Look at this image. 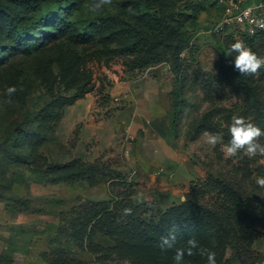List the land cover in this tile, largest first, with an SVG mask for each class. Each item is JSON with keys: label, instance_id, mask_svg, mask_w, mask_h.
I'll return each mask as SVG.
<instances>
[{"label": "rangeland", "instance_id": "374dc122", "mask_svg": "<svg viewBox=\"0 0 264 264\" xmlns=\"http://www.w3.org/2000/svg\"><path fill=\"white\" fill-rule=\"evenodd\" d=\"M256 1L251 0L253 5ZM172 2L189 4L196 15L186 26L193 36L179 54V70L168 51L144 64L145 51L122 50L124 42L113 31L123 29V23L137 30L146 24L145 9L134 0H112L100 11L90 9L92 0H76L69 5L76 9L72 19L86 26L99 16V31H91L85 44L66 36L64 42L56 40L32 54L16 49L17 38L8 34L0 12V264H100L99 256L109 264H128L116 255L119 242L114 234H84L87 216L111 207L117 208L112 211L115 222L136 216L157 222L167 209L186 200L195 183L216 185L198 198L205 205L220 204V185L264 202V188L255 183L264 176V156L240 152L229 157L223 150L233 115L260 127L264 115V69L246 75L249 84L244 87L224 52L240 40L264 56V38L252 42L241 24L221 23L224 0ZM0 7H8L7 0H1ZM42 30L38 36L45 40L51 31ZM9 43L14 47L7 49ZM75 56H80L81 65L62 78L60 65L71 57V62L77 60ZM177 78L182 101L175 114L172 90ZM148 83L154 86L148 98L155 96L157 103L142 99L138 104L153 108L154 116L166 113L162 118L170 121L167 132L161 119H134V94ZM11 85L16 92L9 96L6 89ZM78 89L85 90L81 97L63 102ZM159 132L165 133L164 160L174 165L152 160L158 154L153 140ZM217 133L223 140L210 144ZM28 161L49 167L56 182L12 186L9 175ZM125 207L131 211L125 212ZM113 216L104 220L108 229H114ZM202 244L207 262V251L215 252V244L224 250L228 243L212 234ZM250 252L264 260V238H255ZM133 253L144 258L153 254L142 250L140 241L134 242ZM221 253L216 254L220 263L230 256L228 245L224 256Z\"/></svg>", "mask_w": 264, "mask_h": 264}, {"label": "trees", "instance_id": "16d2710c", "mask_svg": "<svg viewBox=\"0 0 264 264\" xmlns=\"http://www.w3.org/2000/svg\"><path fill=\"white\" fill-rule=\"evenodd\" d=\"M134 1L145 9L143 15L146 24H142L137 30L134 26L122 22L124 28L113 31L114 37H120L124 42L122 50L127 54L145 51L144 64L155 62L157 56L168 51L174 68L179 70L182 66L179 54L189 44L193 36V32L187 30L186 26L196 21L194 12L189 11L190 5L183 3L176 5L172 0ZM7 2L8 7H0V12H2L4 22L8 27V34L15 35L17 38L16 49L22 48L31 54L43 50L56 40L64 42L66 36L69 40L74 39L73 41L78 44H85L90 40L89 33L91 31L98 32L103 24L102 18L95 16L88 21L86 26H79V23L72 19V14L76 9H69V5H74L76 0H7ZM45 27L50 28L51 32L44 31L48 35L45 36V40H41L38 31ZM244 34L252 42L264 38V31L254 35L245 32ZM6 47L11 49L14 46L9 43ZM155 49L157 53L154 54ZM75 57L77 60L71 62L74 58L71 57L69 62H63L64 65L63 63L60 65L62 78L66 72L74 68V65L76 68L81 65L80 56ZM238 80L244 87L249 84L247 76L240 75L239 72ZM84 92V89H78L75 94L66 96L63 102L73 101L81 97ZM172 93L175 100L174 112L177 114L182 101L178 78ZM46 110L47 108L42 109L41 114ZM260 122L261 128L264 129V115L260 118ZM172 124H174V120L171 121ZM261 139L264 143V136ZM9 180L12 186L29 181L42 185L56 182L50 168H45L35 161H28L24 169L11 172ZM220 186L222 190L220 189L219 199H222L221 197L223 199L219 205L209 206L198 200L205 192H209L212 188L215 189L216 185L213 186L212 182H205L201 186L195 183L186 196V200L167 209L157 222L153 219L147 221L146 218L140 216L130 218L127 222L118 218L119 220L117 219L115 222L112 211L117 212V208H100L85 219L87 228L84 234L87 237L100 231L114 234L117 239L116 244L119 242L114 247L116 255L126 258L123 261L127 260L128 264H176L173 260L176 250H187L190 247V241L193 240L197 242V247L192 249L190 255L187 251L185 252L183 264H207L204 260L206 248L202 243L205 237L212 234L218 236L219 242L227 241L228 243L223 248L224 250H221L223 247L221 244H215L216 254L223 251L221 256H224L227 245L231 251L228 258L221 263L219 259L217 264H264V260L255 257L254 253L250 252L254 239L264 238V202L257 196L243 197L229 187ZM125 209L127 208L125 207L123 210ZM108 216H113L115 223L112 226L115 230L105 226L104 220ZM169 233L175 234V242L171 248H162V237L168 236ZM136 241H140L142 250L153 252L152 258H144L142 255L141 258L139 254L133 253V245ZM98 262L109 264L100 256ZM117 264L121 263L117 262Z\"/></svg>", "mask_w": 264, "mask_h": 264}, {"label": "clouds", "instance_id": "9594fccd", "mask_svg": "<svg viewBox=\"0 0 264 264\" xmlns=\"http://www.w3.org/2000/svg\"><path fill=\"white\" fill-rule=\"evenodd\" d=\"M112 0H92L90 9L92 11H100L105 5H110ZM226 56L231 57L234 63V68L240 75L258 74L261 69H264V56H259L250 47L246 46L243 41L237 40L230 44ZM16 92V86L11 85L6 89V93L11 96ZM230 133L229 141L223 145V150L229 157H235L240 152H244L249 157L257 155L264 156V144L259 142L260 137L264 136V129L247 120L241 115H233L228 128ZM223 140V136L219 133L212 135L209 138L210 144H217ZM259 188H264V176H258L255 181ZM131 209H125V212H130ZM175 242V234L169 233L168 236L162 237L161 247L171 248ZM197 247L195 240L190 241V247L185 249H177L174 260L176 264H183L185 252L190 255L192 249ZM207 264H217L216 253L207 251Z\"/></svg>", "mask_w": 264, "mask_h": 264}, {"label": "built area", "instance_id": "2783aa9c", "mask_svg": "<svg viewBox=\"0 0 264 264\" xmlns=\"http://www.w3.org/2000/svg\"><path fill=\"white\" fill-rule=\"evenodd\" d=\"M223 12L221 23L241 24L249 35L264 31V0L254 5L246 4L245 0H224Z\"/></svg>", "mask_w": 264, "mask_h": 264}, {"label": "crops", "instance_id": "0c3cea01", "mask_svg": "<svg viewBox=\"0 0 264 264\" xmlns=\"http://www.w3.org/2000/svg\"><path fill=\"white\" fill-rule=\"evenodd\" d=\"M258 2V0L256 1V3ZM245 3L246 4H252V2H251V0H245ZM203 19H206V18H203ZM151 84H145V86L143 85V86H140L138 89H137V93L136 94H134V95H136L137 97H136V102H137V105L135 106V113H134V119H135V121L137 122V123H143L144 122V120H146V119H151V120H154L155 121V119H161L160 121H162V122H160V123H162V129L163 130H165L166 132H167V130H169V127H170V121L169 120H164L162 117H164V116H166V113H163L162 114V112H159L158 113V115L157 116H154V114H151L152 113V111H153V108L151 109L150 107H143L142 105L140 106L139 104H138V102L140 101V100H144V99H146V100H148V101H153V103H157L156 101V97L155 96H152V99H149L148 98V94H149V92L151 91V88L152 89H154L153 87V85H151ZM140 93V95H138ZM165 133H158L157 134V136H155V139L153 140V142H154V144H156V145H158L159 146V149H157L156 151L158 152V154H155L154 155V158H152V160L153 161H156V162H158L159 164H161V165H164L163 164V162L165 161L166 163H165V165L164 166H171V165H174L175 163L174 162H172L173 160H164V157H163V152H162V150H163V145H164V143L166 142V139H165ZM28 183H35V182H32V181H29ZM37 184H39V183H37ZM40 185H42V184H40ZM44 186V185H43Z\"/></svg>", "mask_w": 264, "mask_h": 264}]
</instances>
